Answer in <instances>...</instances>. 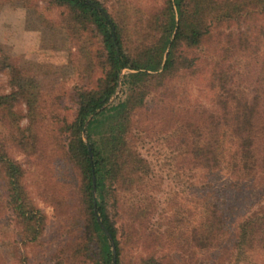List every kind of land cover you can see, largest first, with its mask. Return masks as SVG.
<instances>
[{"label":"trees","instance_id":"1","mask_svg":"<svg viewBox=\"0 0 264 264\" xmlns=\"http://www.w3.org/2000/svg\"><path fill=\"white\" fill-rule=\"evenodd\" d=\"M30 1L61 9L80 84L65 114L41 113L27 88L0 94V264L49 251L38 200L57 216L45 264H264V0ZM237 57L254 66L251 94L226 83ZM205 67L209 107L159 118L153 93ZM16 151L35 158V195ZM6 227L18 238L4 244Z\"/></svg>","mask_w":264,"mask_h":264},{"label":"rangeland","instance_id":"2","mask_svg":"<svg viewBox=\"0 0 264 264\" xmlns=\"http://www.w3.org/2000/svg\"><path fill=\"white\" fill-rule=\"evenodd\" d=\"M123 1H126L131 8L135 7L150 12L160 7L164 0ZM60 12L61 9L56 7L50 10L47 2L38 4L30 0H0V94L9 93L16 88L30 89L38 94L40 112L44 114L50 111H61L65 114L68 112V108L71 109L70 112L74 111L75 104L70 98L74 87L80 84L78 74L69 61L67 47L70 43L66 39V32L58 24H53L54 20L56 23L60 19ZM240 58L237 57L227 63L228 66L226 65V67L231 68L232 71L231 75L225 77L226 83L236 94H251L254 79L248 76L255 72V69L253 65L245 64V61ZM12 64H15L20 72L17 84L12 83L15 73L10 67ZM207 70L205 67L195 75L186 73L174 81L171 79L169 91L165 94L154 92V97L161 104L154 111L157 114H162L165 109L166 111H175L176 106L179 105L178 101L181 102V106L185 103L187 106L190 103L193 107H209L211 100L209 94H213L211 90L213 84L210 78L208 80L204 75ZM234 70L238 72L243 70L245 75L239 76L237 72L235 76ZM251 84L252 86H250ZM20 108L25 114L28 110L27 102H22ZM161 114L158 115L159 118L162 116ZM172 114L170 112V115ZM27 119L24 116L21 124L26 125ZM154 121L156 122V119ZM150 145L153 146L149 144L142 149L145 154H150L149 158H155L156 150L158 153L160 152L159 154H163L164 150L161 146L156 145L148 150ZM13 155L24 167L30 170L27 181H29L33 195H35L38 190L37 185L34 184V181L37 180L36 163L33 161L35 158L28 159L26 154L21 151L13 152ZM166 169L168 168L166 167ZM197 184L202 185L200 182ZM38 205L47 215V224L42 239L45 242V248H49V251L45 253L44 249L40 248L38 252L36 250L31 251L32 258L30 261L32 264H45L50 261L55 248L52 239L56 230L57 216L54 208L49 204L38 200ZM6 228L4 244L18 238L14 230L9 227ZM138 252H140V248ZM141 252L145 255L148 254L145 249H141Z\"/></svg>","mask_w":264,"mask_h":264}]
</instances>
